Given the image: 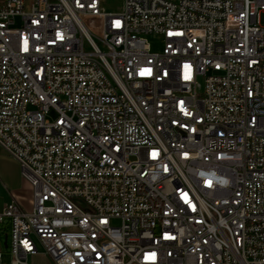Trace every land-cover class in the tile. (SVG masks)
<instances>
[{
	"label": "built area",
	"instance_id": "obj_1",
	"mask_svg": "<svg viewBox=\"0 0 264 264\" xmlns=\"http://www.w3.org/2000/svg\"><path fill=\"white\" fill-rule=\"evenodd\" d=\"M0 146L12 264H264V0H0Z\"/></svg>",
	"mask_w": 264,
	"mask_h": 264
},
{
	"label": "crops",
	"instance_id": "obj_2",
	"mask_svg": "<svg viewBox=\"0 0 264 264\" xmlns=\"http://www.w3.org/2000/svg\"><path fill=\"white\" fill-rule=\"evenodd\" d=\"M8 160L14 165L13 173L7 172L0 167V210L4 203L16 197L17 202L22 208H27V203L31 197V189L29 184L17 172L19 168L15 158L8 155ZM9 223L7 220L0 222V264H12V256L8 248L4 246V238L8 241ZM37 252L29 254L26 257L27 264H54L50 257L44 251L42 245L36 240Z\"/></svg>",
	"mask_w": 264,
	"mask_h": 264
},
{
	"label": "rangeland",
	"instance_id": "obj_3",
	"mask_svg": "<svg viewBox=\"0 0 264 264\" xmlns=\"http://www.w3.org/2000/svg\"><path fill=\"white\" fill-rule=\"evenodd\" d=\"M100 3L102 6V9L107 12L120 13L123 10V0H100ZM146 40L150 44V48L152 51L161 50L162 40L159 35L147 34ZM47 117L49 118L53 117V113H49ZM0 167L1 168L3 167L9 173H13L15 169L11 161L8 160V154L3 150L1 146H0ZM17 172H19V168L17 169ZM31 204L32 203H31V197H30L28 200L26 209H29L31 207Z\"/></svg>",
	"mask_w": 264,
	"mask_h": 264
},
{
	"label": "water",
	"instance_id": "obj_4",
	"mask_svg": "<svg viewBox=\"0 0 264 264\" xmlns=\"http://www.w3.org/2000/svg\"><path fill=\"white\" fill-rule=\"evenodd\" d=\"M3 244H4L5 247L7 246V238H6V236H5V238H4V242H3Z\"/></svg>",
	"mask_w": 264,
	"mask_h": 264
},
{
	"label": "snow or ice",
	"instance_id": "obj_5",
	"mask_svg": "<svg viewBox=\"0 0 264 264\" xmlns=\"http://www.w3.org/2000/svg\"><path fill=\"white\" fill-rule=\"evenodd\" d=\"M149 70H145V72L144 73H141V74H145V73H147Z\"/></svg>",
	"mask_w": 264,
	"mask_h": 264
}]
</instances>
